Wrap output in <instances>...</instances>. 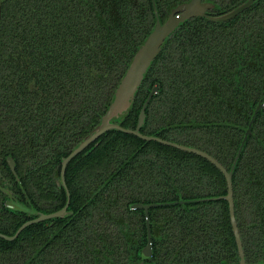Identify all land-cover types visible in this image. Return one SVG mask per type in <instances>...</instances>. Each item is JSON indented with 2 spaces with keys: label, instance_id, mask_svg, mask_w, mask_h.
Wrapping results in <instances>:
<instances>
[{
  "label": "trees",
  "instance_id": "obj_1",
  "mask_svg": "<svg viewBox=\"0 0 264 264\" xmlns=\"http://www.w3.org/2000/svg\"><path fill=\"white\" fill-rule=\"evenodd\" d=\"M188 0H155L160 21ZM218 15L246 0H203ZM156 16L151 0H0V233L66 203L61 160L99 122ZM140 132L197 147L230 168L264 104V0L234 18L179 24L126 117ZM15 163L12 173L7 158ZM59 184H58V183ZM71 213L0 238V264H128L147 243L154 264H238L222 173L205 158L111 129L67 165ZM247 264H264V105L232 175ZM180 201H184L180 203ZM163 203H168L163 205Z\"/></svg>",
  "mask_w": 264,
  "mask_h": 264
},
{
  "label": "water",
  "instance_id": "obj_2",
  "mask_svg": "<svg viewBox=\"0 0 264 264\" xmlns=\"http://www.w3.org/2000/svg\"><path fill=\"white\" fill-rule=\"evenodd\" d=\"M254 1L255 0H246L240 3L237 7L227 12H224L218 15H210L208 14V12L214 6L211 2H207L203 0H188L187 2L170 10L165 20L160 21L158 18L156 7H155V0H151L153 4V8H154V13L156 16L155 24L152 27L150 33L147 35V37L144 39V41L140 45V47L134 53L122 79L120 80V82L118 83L115 89L112 101L107 107L105 113L102 115L100 122L80 140L78 145L75 148H73L67 156H65L61 160L60 184L64 187L66 191V197H67L66 203L61 209L57 211H54L51 213H43L40 211L28 209L21 203L16 202L12 198V194L8 190L3 189L9 196V199L6 202V206L14 210L29 212L32 215H36V217L23 222L17 228V230L15 231L13 235H6L3 233H0V238L9 240V241L14 240L19 235V233L30 224L44 221V220L51 219V218L64 217L70 214L71 212L67 210L69 201H70V194H69V190L67 188L66 182H65V171H66V167L68 163L75 156H77L80 152L85 150L91 143L97 140L103 133H105L108 130L115 129V130L121 131L126 134H132L145 141H156L161 144L174 147L184 152L199 155L205 158L207 161H209L212 165H214L222 173V175L225 178V182H226V194L218 196L216 199H223L227 201L228 203L230 224H231L232 232L234 235V240L236 243L237 253L239 257L238 264H247L246 259H245L242 239L240 236L238 224H237L236 217H235L232 175H233V169L235 167V164L241 153L242 146L247 136L251 134V126L254 122L255 116L257 112L263 107L264 104L259 103L257 108L254 110V113L250 119L247 130L243 137V140L237 150V153L235 154L233 158L232 164L229 169L225 165H223L221 162H219L214 156H212L208 152L201 150L197 147L180 144L177 142L163 139L156 135H148V134H143L140 132V128L144 125V120L146 116L145 109L151 97L153 96V94L157 93L158 84H155V86L150 90L145 101L143 102L140 112L137 117V123L134 128L123 127L122 125L115 122L114 120H119L121 118H124L130 112L131 107L134 103L135 94L137 90L139 89L140 84L142 80L144 79V76L147 73L148 68L150 67L153 60L161 52L166 38L174 32V30L179 26V24L183 23L184 21L188 19L194 18V17H205L206 19L213 21V22L228 21L234 18L235 16H237L238 14H240L242 11L249 8ZM8 164L12 172L15 174L14 163L11 158L8 159ZM16 180L20 184L17 177H16ZM183 202L184 201H180V203H183ZM166 204L168 203H163V205H166ZM158 205L160 204L158 203H148V204L136 203L131 206V209H142L144 212L146 232H147V243L141 250L140 262L130 263V264H154L151 262H144V261L149 259L152 255V238H151V230H150L149 209L156 207Z\"/></svg>",
  "mask_w": 264,
  "mask_h": 264
},
{
  "label": "flooded vegetation",
  "instance_id": "obj_3",
  "mask_svg": "<svg viewBox=\"0 0 264 264\" xmlns=\"http://www.w3.org/2000/svg\"><path fill=\"white\" fill-rule=\"evenodd\" d=\"M10 157H8L7 158V164H8V159H9ZM12 159V158H11ZM12 161H13V159H12ZM13 163H14V161H13ZM8 166H9V164H8ZM9 168H10V166H9ZM10 170H11V168H10ZM12 171V170H11ZM14 172H15V163H14ZM13 173V172H12ZM14 174V173H13ZM0 176H1V172H0ZM17 177V175H16V172H15V178ZM18 178V177H17ZM19 180V179H18ZM150 259V258H149ZM140 260H141V254H140V258H138V259H136V260H134V261H131L130 263H138V262H140ZM144 262H149L148 261V259L147 260H145ZM130 263H128V264H130Z\"/></svg>",
  "mask_w": 264,
  "mask_h": 264
}]
</instances>
